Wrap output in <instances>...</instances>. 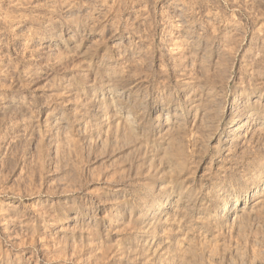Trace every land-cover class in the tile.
I'll use <instances>...</instances> for the list:
<instances>
[{
	"label": "rangeland",
	"instance_id": "rangeland-1",
	"mask_svg": "<svg viewBox=\"0 0 264 264\" xmlns=\"http://www.w3.org/2000/svg\"><path fill=\"white\" fill-rule=\"evenodd\" d=\"M0 264H264V0H0Z\"/></svg>",
	"mask_w": 264,
	"mask_h": 264
},
{
	"label": "bare ground",
	"instance_id": "bare-ground-1",
	"mask_svg": "<svg viewBox=\"0 0 264 264\" xmlns=\"http://www.w3.org/2000/svg\"><path fill=\"white\" fill-rule=\"evenodd\" d=\"M95 99H96V97H95ZM114 108V107H113ZM239 192V191H238ZM239 207V206H238ZM121 219V218H120Z\"/></svg>",
	"mask_w": 264,
	"mask_h": 264
}]
</instances>
